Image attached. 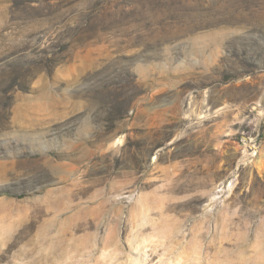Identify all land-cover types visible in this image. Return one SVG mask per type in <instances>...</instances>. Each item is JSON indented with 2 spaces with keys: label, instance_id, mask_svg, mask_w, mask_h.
Instances as JSON below:
<instances>
[{
  "label": "rangeland",
  "instance_id": "rangeland-1",
  "mask_svg": "<svg viewBox=\"0 0 264 264\" xmlns=\"http://www.w3.org/2000/svg\"><path fill=\"white\" fill-rule=\"evenodd\" d=\"M0 264H264V0H0Z\"/></svg>",
  "mask_w": 264,
  "mask_h": 264
}]
</instances>
